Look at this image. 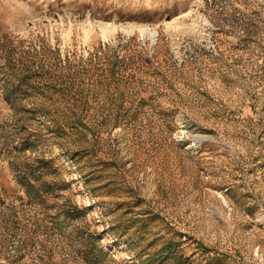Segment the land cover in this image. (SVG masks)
Returning <instances> with one entry per match:
<instances>
[{"label":"rangeland","instance_id":"374dc122","mask_svg":"<svg viewBox=\"0 0 264 264\" xmlns=\"http://www.w3.org/2000/svg\"><path fill=\"white\" fill-rule=\"evenodd\" d=\"M0 264H264V0H0Z\"/></svg>","mask_w":264,"mask_h":264},{"label":"trees","instance_id":"16d2710c","mask_svg":"<svg viewBox=\"0 0 264 264\" xmlns=\"http://www.w3.org/2000/svg\"><path fill=\"white\" fill-rule=\"evenodd\" d=\"M24 83V82H23Z\"/></svg>","mask_w":264,"mask_h":264}]
</instances>
